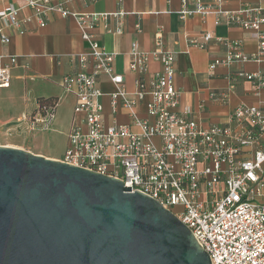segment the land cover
<instances>
[{"label":"built area","instance_id":"obj_1","mask_svg":"<svg viewBox=\"0 0 264 264\" xmlns=\"http://www.w3.org/2000/svg\"><path fill=\"white\" fill-rule=\"evenodd\" d=\"M6 1L0 0L3 44L9 41V30L27 32L35 22L43 28L53 14L76 19L83 28L88 53L79 56L80 71L66 75L62 83L67 93L75 95L76 105L60 161L118 178L132 192L159 201L191 230L211 264H264V107L241 105L231 123L205 128L189 107L180 108L176 52L165 46L161 33L150 51L132 45L128 69L136 81L130 91L125 75L115 72L117 53L108 51L92 32L103 26L106 33L122 35L127 16L123 9L113 14L83 13L71 8L78 0H21V7ZM223 2L182 0L180 19L216 11V25L226 16L229 26L256 33L259 52L248 55L239 42L220 40L227 52L210 63V71L264 59L263 9L225 12ZM22 11L27 14L22 16ZM202 39L193 43L206 49L215 37L206 32ZM16 61L12 57L10 65L0 68V89L11 87ZM152 64H159V70L152 72ZM235 77L253 83L257 92L264 89L262 71L240 68ZM103 78L113 91L102 89ZM106 95L111 120L103 102ZM227 96L219 93L212 98L223 101ZM57 106H38L26 117L28 130H51ZM122 109L130 118L128 124L117 119ZM246 152L250 156L244 158Z\"/></svg>","mask_w":264,"mask_h":264},{"label":"crops","instance_id":"obj_2","mask_svg":"<svg viewBox=\"0 0 264 264\" xmlns=\"http://www.w3.org/2000/svg\"><path fill=\"white\" fill-rule=\"evenodd\" d=\"M5 4L16 7L23 5L21 0H7ZM255 7H261L264 13V0H224L222 9L237 12ZM71 8L83 13L113 14L120 9L127 13L122 35L106 33L103 26L92 32L108 51L117 53L115 72L125 75L130 91H134L136 81V76L128 69L132 45L138 43L142 51H150L161 33L165 46L176 52L175 83L182 92L180 108L189 107L192 116L203 127L231 123L233 112L241 105L264 107V89L257 92L253 83L235 77L240 68L250 73L264 72V59L242 66H221L214 71L209 70L210 63L216 58H223L227 52L220 40L239 42L248 55L257 56L259 52L256 33L229 26L226 16L220 25L215 24L216 11L207 16L195 14L181 20L182 0H78ZM26 14L27 11H22L21 15ZM114 23V20L110 21L113 26ZM206 32H211L215 39L207 44L206 49H201L193 41L203 42L202 36ZM82 33L83 28L76 19L53 14L45 27L40 28L35 22L29 25L27 32L9 30L7 44L0 41V68L10 65L12 57L17 59L11 69L12 85L10 89L1 91L15 93L27 108L25 115L29 116L37 110V99L55 98L58 100L55 120L59 107L71 102L73 121L76 98L64 90L62 83L66 75L80 71L79 56L88 53ZM159 68V64L151 65L152 72ZM101 87L106 93L114 89L107 78L102 79ZM219 93L228 96L223 101L214 100L212 95ZM103 102L107 118L111 120L107 95ZM141 112L144 113V108ZM126 114L123 109L119 112L117 119L120 123L131 122ZM248 153L243 157L250 156Z\"/></svg>","mask_w":264,"mask_h":264},{"label":"water","instance_id":"obj_3","mask_svg":"<svg viewBox=\"0 0 264 264\" xmlns=\"http://www.w3.org/2000/svg\"><path fill=\"white\" fill-rule=\"evenodd\" d=\"M0 264H211L172 211L118 178L0 146Z\"/></svg>","mask_w":264,"mask_h":264},{"label":"rangeland","instance_id":"obj_4","mask_svg":"<svg viewBox=\"0 0 264 264\" xmlns=\"http://www.w3.org/2000/svg\"><path fill=\"white\" fill-rule=\"evenodd\" d=\"M1 90L0 146L20 148L35 154L55 157L57 160L61 158L68 146L71 102L59 107L57 119H54L51 130L44 134L30 132L26 127V116H29L24 114L27 108L22 100L15 93Z\"/></svg>","mask_w":264,"mask_h":264},{"label":"trees","instance_id":"obj_5","mask_svg":"<svg viewBox=\"0 0 264 264\" xmlns=\"http://www.w3.org/2000/svg\"><path fill=\"white\" fill-rule=\"evenodd\" d=\"M57 104H58V100L55 99V98H51V99H43V98H41V99L38 100V106H40V107H43L45 105L55 107Z\"/></svg>","mask_w":264,"mask_h":264}]
</instances>
